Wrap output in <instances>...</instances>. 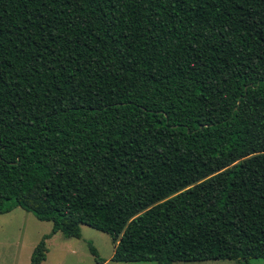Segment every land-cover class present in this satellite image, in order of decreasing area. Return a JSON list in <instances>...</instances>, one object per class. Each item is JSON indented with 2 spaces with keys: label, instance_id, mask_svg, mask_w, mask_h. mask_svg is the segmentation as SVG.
Returning <instances> with one entry per match:
<instances>
[{
  "label": "trees",
  "instance_id": "16d2710c",
  "mask_svg": "<svg viewBox=\"0 0 264 264\" xmlns=\"http://www.w3.org/2000/svg\"><path fill=\"white\" fill-rule=\"evenodd\" d=\"M110 261L264 260V0H0V215ZM95 264H102L88 243Z\"/></svg>",
  "mask_w": 264,
  "mask_h": 264
},
{
  "label": "rangeland",
  "instance_id": "374dc122",
  "mask_svg": "<svg viewBox=\"0 0 264 264\" xmlns=\"http://www.w3.org/2000/svg\"><path fill=\"white\" fill-rule=\"evenodd\" d=\"M49 222L37 221L32 215L15 208L0 215V264H29L30 255L43 235L50 231ZM78 239H64L59 233L45 240V259L40 264H95L88 252L89 243L102 264H154L119 263L110 261L112 245L109 237L85 226H80ZM249 264H264L263 259L249 260ZM173 264H236L234 261L175 262Z\"/></svg>",
  "mask_w": 264,
  "mask_h": 264
},
{
  "label": "crops",
  "instance_id": "0c3cea01",
  "mask_svg": "<svg viewBox=\"0 0 264 264\" xmlns=\"http://www.w3.org/2000/svg\"><path fill=\"white\" fill-rule=\"evenodd\" d=\"M111 255H112V251H111V253H110V256H109V258L111 257Z\"/></svg>",
  "mask_w": 264,
  "mask_h": 264
}]
</instances>
